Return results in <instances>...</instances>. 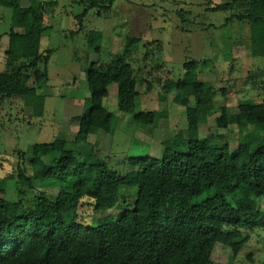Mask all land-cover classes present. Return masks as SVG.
<instances>
[{
	"label": "trees",
	"instance_id": "1",
	"mask_svg": "<svg viewBox=\"0 0 264 264\" xmlns=\"http://www.w3.org/2000/svg\"><path fill=\"white\" fill-rule=\"evenodd\" d=\"M107 1L87 2L95 6ZM55 4L30 0L22 6L20 0H0L11 11L0 103L19 97L36 117L44 114L49 80L50 50L40 51L47 28L44 8ZM238 5L241 11L225 20L244 23L248 55L264 57V0H227L208 4L206 11H231ZM139 42L128 35L120 56L88 65L89 95L81 101L76 132L70 138L62 131L52 141L23 151L31 174L18 167L13 182L18 199L6 196V180L0 178V264H208L222 231L227 230V245L236 255L248 241L243 231L264 229V208L258 206L264 200V133L255 129L264 126V101H238L232 121L246 132L231 149L223 134L231 109L217 105L211 83L192 78L195 60L182 64L183 78L163 83L160 100L172 92L173 102L184 108L186 126L162 141L160 157L130 158L136 169L121 175L88 140L99 131L115 132L118 119L104 106L112 84L117 86L118 110L130 114L136 128L148 125L134 112L139 79L131 64ZM166 117L164 109L153 111L152 125ZM210 118L219 132L202 137L200 129ZM123 187H135L129 207L130 194H120ZM40 188L57 193L34 194L32 206L25 208L22 197ZM118 196L124 210L117 220L83 224L79 206L111 209Z\"/></svg>",
	"mask_w": 264,
	"mask_h": 264
},
{
	"label": "rangeland",
	"instance_id": "2",
	"mask_svg": "<svg viewBox=\"0 0 264 264\" xmlns=\"http://www.w3.org/2000/svg\"><path fill=\"white\" fill-rule=\"evenodd\" d=\"M226 1L111 0L105 5L90 6L84 0H61L52 8L53 14L47 6L44 12L47 28L40 41L41 52L50 50L44 114L34 116L19 97L0 103V178L6 180V196L19 198L13 184L18 167L31 174L23 151L32 144L52 141L62 131L73 137L78 127L76 116L82 111L81 101L89 95L86 68L91 62H108L120 56L128 35L140 39L131 64L139 79L134 112L141 113L148 125L136 128L130 114L118 110L117 86L112 84L104 106L118 119L115 132L99 131L88 139L97 144L99 155L112 170L124 175L136 169L130 158L160 157L162 141L185 129L184 108L173 102L174 94L169 93L165 101L159 95L165 80L183 78L182 64L191 60L197 62L192 78L211 83L217 105L226 104L231 109L228 128L223 131L225 141L231 149L243 141L246 130L236 127L233 114L240 99L264 101V57L248 55V28L244 23L225 20L241 11V5L231 11H206L208 4ZM10 17L11 11L0 6V71L6 69L5 33L10 28ZM161 109L167 111V117L153 126L152 112ZM255 129L264 133V126L256 125ZM218 132L210 118L201 127L200 136ZM123 192L130 194L126 202L129 207L135 200V187H123L120 194ZM41 193L55 195L57 190L40 188L27 192L22 197L24 207L32 206L34 194ZM258 206L263 209L264 200L259 199ZM123 207L118 196L111 209L95 211L83 205L78 212L83 224L89 226L117 220ZM243 234L248 241L234 255L227 245V230L222 231L208 264H264V229Z\"/></svg>",
	"mask_w": 264,
	"mask_h": 264
},
{
	"label": "crops",
	"instance_id": "3",
	"mask_svg": "<svg viewBox=\"0 0 264 264\" xmlns=\"http://www.w3.org/2000/svg\"><path fill=\"white\" fill-rule=\"evenodd\" d=\"M59 1H61V0H59ZM59 1H57V2H54V3H56L54 6H48V8H50V9H52V8H54L57 4H58V2ZM40 2H42V1H40ZM48 2V1H47ZM46 3V2H45ZM69 3H71V2H69ZM20 4L22 5V6H28L29 4H30V0H20ZM46 8V7H45ZM45 8H44V12H45ZM53 12H54V9H52V12H50L51 14H53ZM10 19H11V17H10ZM44 23H45V18H44ZM10 25H11V20H10ZM14 30L15 31H18V30H20L19 28H14ZM5 35L7 36V32L5 33ZM44 36V35H43ZM43 36L41 37V39L43 38ZM8 38V37H7ZM41 39H40V41H41ZM5 52V51H4Z\"/></svg>",
	"mask_w": 264,
	"mask_h": 264
},
{
	"label": "built area",
	"instance_id": "4",
	"mask_svg": "<svg viewBox=\"0 0 264 264\" xmlns=\"http://www.w3.org/2000/svg\"><path fill=\"white\" fill-rule=\"evenodd\" d=\"M48 2H52V3H54V2H57V1H59V0H47ZM84 1H88V0H84Z\"/></svg>",
	"mask_w": 264,
	"mask_h": 264
}]
</instances>
